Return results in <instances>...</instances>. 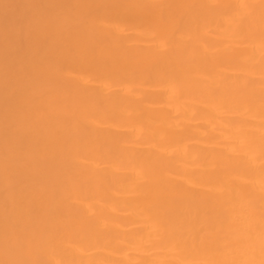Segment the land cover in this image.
I'll return each instance as SVG.
<instances>
[{
	"label": "bare ground",
	"instance_id": "1",
	"mask_svg": "<svg viewBox=\"0 0 264 264\" xmlns=\"http://www.w3.org/2000/svg\"><path fill=\"white\" fill-rule=\"evenodd\" d=\"M0 264H264V0H0Z\"/></svg>",
	"mask_w": 264,
	"mask_h": 264
}]
</instances>
